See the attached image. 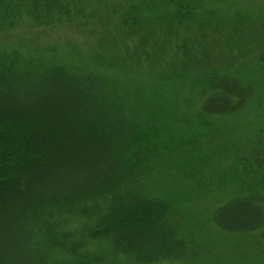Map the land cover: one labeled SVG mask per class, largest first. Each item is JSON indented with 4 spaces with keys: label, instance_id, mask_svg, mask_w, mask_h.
Returning a JSON list of instances; mask_svg holds the SVG:
<instances>
[{
    "label": "trees",
    "instance_id": "obj_1",
    "mask_svg": "<svg viewBox=\"0 0 264 264\" xmlns=\"http://www.w3.org/2000/svg\"><path fill=\"white\" fill-rule=\"evenodd\" d=\"M248 1L0 0V264H200L187 213L216 196L218 229L264 227ZM76 26L86 54L31 38Z\"/></svg>",
    "mask_w": 264,
    "mask_h": 264
},
{
    "label": "rangeland",
    "instance_id": "obj_2",
    "mask_svg": "<svg viewBox=\"0 0 264 264\" xmlns=\"http://www.w3.org/2000/svg\"><path fill=\"white\" fill-rule=\"evenodd\" d=\"M239 3L244 6L248 5L249 1L239 0ZM261 3L262 2H260V4ZM257 4L256 2V5ZM94 31L93 27L86 28V32H83L82 29L77 26L60 27L50 33L33 34L31 38L34 39L36 47L50 44L58 48L61 47L60 50L65 52L68 48L66 44H69L80 46V49L85 53V50L90 48L88 44L94 40L93 36H91ZM25 32L30 33L31 31L25 27H19L14 31L12 36L17 38ZM235 133H237V131ZM235 133L230 134L229 137H234L236 135ZM233 195H235L234 190L224 193L222 198L226 200ZM218 198L220 199L221 197L216 196L214 202H208L209 204L203 202L202 199L197 200L193 208L189 209L187 213L190 224L197 228L199 233L198 236L201 238L200 242L197 244V249L199 252L203 253L204 256H207L206 262L199 263L264 264V227L243 235L218 229L212 217L213 209L216 208L219 202ZM197 263L198 261L195 264ZM162 264L173 263L166 262Z\"/></svg>",
    "mask_w": 264,
    "mask_h": 264
}]
</instances>
